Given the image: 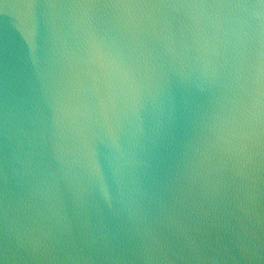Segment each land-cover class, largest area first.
Wrapping results in <instances>:
<instances>
[{
    "label": "water",
    "instance_id": "95a60500",
    "mask_svg": "<svg viewBox=\"0 0 264 264\" xmlns=\"http://www.w3.org/2000/svg\"><path fill=\"white\" fill-rule=\"evenodd\" d=\"M0 264H264V2L0 0Z\"/></svg>",
    "mask_w": 264,
    "mask_h": 264
},
{
    "label": "snow or ice",
    "instance_id": "6c2138e0",
    "mask_svg": "<svg viewBox=\"0 0 264 264\" xmlns=\"http://www.w3.org/2000/svg\"><path fill=\"white\" fill-rule=\"evenodd\" d=\"M142 2V0H110V3L113 4H131V3H138ZM264 2V0H262Z\"/></svg>",
    "mask_w": 264,
    "mask_h": 264
}]
</instances>
